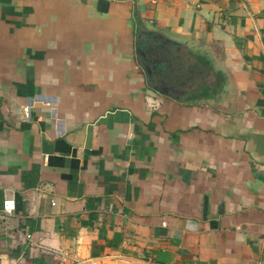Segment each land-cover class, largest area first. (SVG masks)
<instances>
[{"label": "crops", "instance_id": "crops-1", "mask_svg": "<svg viewBox=\"0 0 264 264\" xmlns=\"http://www.w3.org/2000/svg\"><path fill=\"white\" fill-rule=\"evenodd\" d=\"M143 32L208 52L201 91ZM6 199L0 264H264V0H0Z\"/></svg>", "mask_w": 264, "mask_h": 264}, {"label": "flooded vegetation", "instance_id": "flooded-vegetation-1", "mask_svg": "<svg viewBox=\"0 0 264 264\" xmlns=\"http://www.w3.org/2000/svg\"><path fill=\"white\" fill-rule=\"evenodd\" d=\"M142 41L139 42L142 45L138 46L140 48L138 57L147 71L151 86L184 99L193 95L196 88L201 91L206 71L202 72V68L198 67L192 58L188 59L181 55L183 49L177 43L166 41L162 44L154 37L144 38ZM171 45L176 46L174 49L172 47L174 53L168 52ZM162 58L165 60L163 61ZM184 68L188 69L186 74L183 73ZM168 87L173 89L170 90Z\"/></svg>", "mask_w": 264, "mask_h": 264}, {"label": "rangeland", "instance_id": "rangeland-1", "mask_svg": "<svg viewBox=\"0 0 264 264\" xmlns=\"http://www.w3.org/2000/svg\"><path fill=\"white\" fill-rule=\"evenodd\" d=\"M183 43H188L187 41H183ZM207 51L197 50L195 47H190L186 50L181 52V55H183L185 58H192L193 61H197V63L202 64L206 63L207 69L209 72V77L211 74H214V64L211 60V58L207 55ZM214 75L211 76V80H213Z\"/></svg>", "mask_w": 264, "mask_h": 264}, {"label": "built area", "instance_id": "built-area-1", "mask_svg": "<svg viewBox=\"0 0 264 264\" xmlns=\"http://www.w3.org/2000/svg\"><path fill=\"white\" fill-rule=\"evenodd\" d=\"M23 113L26 118L29 117L28 107L23 108ZM14 208L15 202L12 199L4 200L0 208V220L5 219L7 216H10L11 213L14 211Z\"/></svg>", "mask_w": 264, "mask_h": 264}, {"label": "trees", "instance_id": "trees-1", "mask_svg": "<svg viewBox=\"0 0 264 264\" xmlns=\"http://www.w3.org/2000/svg\"><path fill=\"white\" fill-rule=\"evenodd\" d=\"M152 37H154V38H157V36L156 35H154V34H152L151 35ZM150 33H148V32H143V33H141L140 35H139V37H138V41H137V47L139 46H141L142 44H140L139 42H141L142 40H144V38H148L149 37V39H150ZM142 42H144V41H142ZM161 43V42H160ZM163 44V43H162ZM164 46H168V44H164ZM170 46V45H169ZM138 47V48H139ZM172 47H173V49L176 47V46H174V45H171V48L170 49H168V52H170V53H174L175 51L172 49ZM140 49V48H139ZM162 60L164 61L165 59L164 58H162ZM179 66V65H178Z\"/></svg>", "mask_w": 264, "mask_h": 264}, {"label": "water", "instance_id": "water-1", "mask_svg": "<svg viewBox=\"0 0 264 264\" xmlns=\"http://www.w3.org/2000/svg\"><path fill=\"white\" fill-rule=\"evenodd\" d=\"M144 71L147 72L146 69H144ZM156 90H157V89H156ZM158 92H160V91H158ZM160 93L163 94V95H166L165 92H162V91H161Z\"/></svg>", "mask_w": 264, "mask_h": 264}]
</instances>
